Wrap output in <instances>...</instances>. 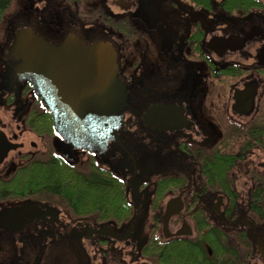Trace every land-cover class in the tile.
Here are the masks:
<instances>
[{"label": "flooded vegetation", "instance_id": "1", "mask_svg": "<svg viewBox=\"0 0 264 264\" xmlns=\"http://www.w3.org/2000/svg\"><path fill=\"white\" fill-rule=\"evenodd\" d=\"M21 7L0 66L22 28L107 43L128 99L119 141L70 153L33 83L0 73V264H264V0Z\"/></svg>", "mask_w": 264, "mask_h": 264}, {"label": "water", "instance_id": "2", "mask_svg": "<svg viewBox=\"0 0 264 264\" xmlns=\"http://www.w3.org/2000/svg\"><path fill=\"white\" fill-rule=\"evenodd\" d=\"M11 57L17 61L13 64L17 78L33 83L66 137L69 152L71 146L104 151L108 140L119 141V112L127 106L128 94L118 77L111 45H91L72 35L56 46L34 30L22 28L5 55ZM2 212L6 218L7 211Z\"/></svg>", "mask_w": 264, "mask_h": 264}, {"label": "rangeland", "instance_id": "3", "mask_svg": "<svg viewBox=\"0 0 264 264\" xmlns=\"http://www.w3.org/2000/svg\"><path fill=\"white\" fill-rule=\"evenodd\" d=\"M21 2L24 3V0H12V4H11L10 8L4 14L2 24L0 26V29H1L0 57L2 56V52H1L2 45L5 43V41H7L6 38L9 37V34H7L5 27L8 24V20H10L11 18L12 19L14 18V20H17V21L20 20V18L16 15V11L21 7ZM4 69H5V72H3ZM8 70L11 71V73H13V62L12 61H10V63L8 64V66L6 68L4 66H0V73L3 72V73H1V75H5V77H3V78H10Z\"/></svg>", "mask_w": 264, "mask_h": 264}, {"label": "trees", "instance_id": "4", "mask_svg": "<svg viewBox=\"0 0 264 264\" xmlns=\"http://www.w3.org/2000/svg\"><path fill=\"white\" fill-rule=\"evenodd\" d=\"M12 4V0H0V26L2 24V20L4 17V14L7 12V10L10 8ZM0 38H1V29H0ZM58 169V168H57ZM44 171H55V173H58V175H61V178L65 180V178L67 177V180L69 179L68 176H70L71 174H69V172L72 170L70 167H68L66 164H62V166L56 170V168H44ZM21 176L18 175L17 176V180L20 179ZM23 177L20 179L22 180ZM53 180V181H52ZM52 185H55L54 182H56V175L54 176V178L52 177L51 181H49ZM64 186H69V183H64L62 185V187L64 188Z\"/></svg>", "mask_w": 264, "mask_h": 264}, {"label": "bare ground", "instance_id": "5", "mask_svg": "<svg viewBox=\"0 0 264 264\" xmlns=\"http://www.w3.org/2000/svg\"><path fill=\"white\" fill-rule=\"evenodd\" d=\"M4 47V45H2V48ZM2 52H3V50H2Z\"/></svg>", "mask_w": 264, "mask_h": 264}]
</instances>
